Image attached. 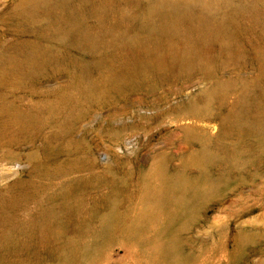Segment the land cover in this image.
Here are the masks:
<instances>
[{"label":"rangeland","instance_id":"obj_1","mask_svg":"<svg viewBox=\"0 0 264 264\" xmlns=\"http://www.w3.org/2000/svg\"><path fill=\"white\" fill-rule=\"evenodd\" d=\"M28 1L0 0V101L42 110L77 96L81 69L103 91L70 118L61 107L63 127L52 116L0 138V192L22 176L90 211L23 264H264V0H162L155 11L150 0H50L34 13ZM66 17L81 18L76 34L59 30ZM168 181L197 190L151 197ZM41 207L39 196L17 216Z\"/></svg>","mask_w":264,"mask_h":264},{"label":"bare ground","instance_id":"obj_2","mask_svg":"<svg viewBox=\"0 0 264 264\" xmlns=\"http://www.w3.org/2000/svg\"><path fill=\"white\" fill-rule=\"evenodd\" d=\"M50 2V0H29L27 9L30 13L38 12L48 6ZM161 6H164L162 0H150L149 9L151 11H155ZM170 10L167 13L166 21H172L174 18L176 20L172 23L165 21L164 34L168 29L170 32L178 26L176 15L173 14L175 8L171 6ZM72 15L82 16L83 11L79 9ZM169 23L170 28L167 29ZM82 26L80 17H66L60 20L58 24L59 30L66 35L76 34ZM38 53L40 54L34 55H40L43 58L42 64L49 62V59H45L44 50L40 48ZM165 63L166 60L158 58L157 66L162 67ZM74 79L77 90L74 94L77 96L71 92L58 94L51 99L48 107L33 113L20 114L10 102L0 101V138L13 130L19 131L37 127L43 118H51L52 116L55 117L59 126L63 127L67 121L61 117V107L66 106L70 109L67 114V118H70L76 114V110L82 101L92 100L103 91L95 82L93 83L84 69H81ZM11 173L17 174L15 171ZM5 187V190L0 192V264H23L20 254L29 251L32 244H48L59 240L60 226L69 215L74 213H79L84 217L90 215L82 197H77L63 187L48 191L38 183L26 180L22 176L14 178ZM196 190L197 187L193 183L168 181L160 192H155L151 197L167 200L185 199L193 195ZM39 196H41L42 207L29 217L18 218L17 211L22 205ZM112 224V215L102 218L101 231H108ZM75 256L74 251L69 249L65 260H72Z\"/></svg>","mask_w":264,"mask_h":264}]
</instances>
